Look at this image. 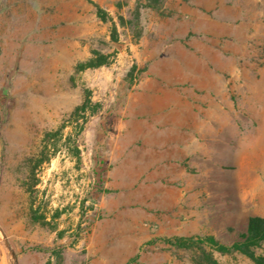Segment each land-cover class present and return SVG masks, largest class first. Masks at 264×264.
<instances>
[{
    "label": "rangeland",
    "instance_id": "374dc122",
    "mask_svg": "<svg viewBox=\"0 0 264 264\" xmlns=\"http://www.w3.org/2000/svg\"><path fill=\"white\" fill-rule=\"evenodd\" d=\"M178 46L208 67L198 103L217 122L161 201L150 171L124 185L119 169L141 145L126 142L148 118L135 105L158 80L149 66ZM251 217L264 218V0H0V264H15L6 243L17 264H195L159 239L229 246Z\"/></svg>",
    "mask_w": 264,
    "mask_h": 264
},
{
    "label": "crops",
    "instance_id": "0c3cea01",
    "mask_svg": "<svg viewBox=\"0 0 264 264\" xmlns=\"http://www.w3.org/2000/svg\"><path fill=\"white\" fill-rule=\"evenodd\" d=\"M166 55L163 50L149 66V74L158 80L146 84L145 95H140L135 105L136 112L148 118L134 122L136 130L129 132L126 142V146L137 141L141 145L119 169L124 174V185H131L134 171L136 175L138 171H150L147 180L161 201L167 198L170 184L189 180V171L199 168L195 158L202 145L200 139L206 131L215 130L213 124L217 122V117L201 115L198 103L210 100L209 95L199 94L208 83L210 91L212 76L208 67L184 46ZM179 83L190 85L181 87ZM116 247L126 250L131 246L118 243Z\"/></svg>",
    "mask_w": 264,
    "mask_h": 264
},
{
    "label": "trees",
    "instance_id": "16d2710c",
    "mask_svg": "<svg viewBox=\"0 0 264 264\" xmlns=\"http://www.w3.org/2000/svg\"><path fill=\"white\" fill-rule=\"evenodd\" d=\"M160 3L158 2V6ZM133 71V70H132ZM132 71L129 75H132ZM111 190H100V193H111ZM166 244L184 248L194 253L195 264H220L214 257V253L231 254L240 253L247 256L254 264H264V254L257 255L256 250L264 243V218L251 217L247 221L246 230L239 233L237 238L229 246H225L214 237H172L159 239ZM191 243L192 246H186ZM195 245V246H194ZM135 258L128 263L135 262Z\"/></svg>",
    "mask_w": 264,
    "mask_h": 264
},
{
    "label": "water",
    "instance_id": "95a60500",
    "mask_svg": "<svg viewBox=\"0 0 264 264\" xmlns=\"http://www.w3.org/2000/svg\"><path fill=\"white\" fill-rule=\"evenodd\" d=\"M6 244H7V246H8V248H9L10 252L12 253V255H13V257H14V263L17 264L16 256H15V253H14L13 249L10 247V245H9L8 243H6Z\"/></svg>",
    "mask_w": 264,
    "mask_h": 264
}]
</instances>
